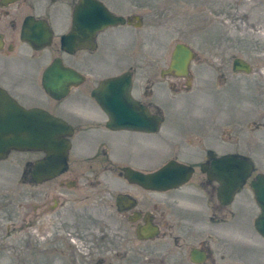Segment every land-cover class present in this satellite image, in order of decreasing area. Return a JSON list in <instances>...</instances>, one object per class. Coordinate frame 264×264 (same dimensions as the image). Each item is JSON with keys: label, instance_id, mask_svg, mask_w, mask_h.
Masks as SVG:
<instances>
[{"label": "flooded vegetation", "instance_id": "obj_1", "mask_svg": "<svg viewBox=\"0 0 264 264\" xmlns=\"http://www.w3.org/2000/svg\"><path fill=\"white\" fill-rule=\"evenodd\" d=\"M82 2L0 0V264H264L259 245L264 235L257 226L263 210L254 192L264 188V69L235 57L232 73L256 74V82L246 80L243 89L238 79L221 77L215 94L227 89L235 96L225 105L217 101L212 116L198 115L197 127L174 129L168 125L171 94L191 90L194 50L188 73L180 77L171 68L174 51L167 59L154 46L142 49L134 32L144 25L139 14L109 8L126 23L98 32L93 49L81 47L73 36ZM118 28V37H112ZM114 63L120 64L114 72L92 81L99 66ZM126 77L130 113L149 125L159 119L157 130L121 128L104 106L107 83L123 78L118 86L124 90ZM51 80L58 90L66 86V93H50ZM90 104L100 117L79 111ZM40 113L67 126L63 138L70 147L64 167L35 175L48 153L13 147L12 126L27 142L29 131H43ZM223 160L230 164L231 180L237 163L245 172L250 167L228 201L222 193ZM171 164L189 167L192 174L156 189L154 176ZM16 181L31 189L13 193L8 186ZM238 195L258 211L251 224L238 220Z\"/></svg>", "mask_w": 264, "mask_h": 264}, {"label": "rangeland", "instance_id": "obj_2", "mask_svg": "<svg viewBox=\"0 0 264 264\" xmlns=\"http://www.w3.org/2000/svg\"><path fill=\"white\" fill-rule=\"evenodd\" d=\"M102 1L116 14L137 13L143 18V27L139 30L133 29L134 32L137 31L136 36L141 40L142 49L143 45L154 46L156 54L162 52L168 59L175 46L181 43L196 53V60L192 63L195 80L190 85L191 90L173 91L171 94L170 108L174 110L168 117L169 127L174 129L184 125L189 128L197 127L198 115L212 116L211 114L218 108L217 101L222 105L230 101L235 96V91L224 89L219 91L218 95L215 94L221 77L238 79L235 82L243 89L246 80L252 79V82H256L255 78L258 77L256 74L232 73L231 66L235 57L248 61L254 69H264V0ZM120 29L122 28L115 29L111 36L118 37ZM149 51L151 50H145ZM78 57L82 59L84 56L81 54ZM92 65V62L88 64L93 68ZM119 65L114 63L109 68L99 66L92 81L110 75ZM79 111H83L82 114L89 117H100V110L92 104L80 107ZM184 119L188 125L183 122ZM157 142H161L159 138H156ZM261 151L264 153V148ZM160 154L161 149L158 148L156 158ZM8 187L17 194L31 189V186L21 184L20 181L13 182ZM234 204L237 207L239 221L245 220L251 224L256 220L257 209L252 203L245 201L243 196L238 195ZM259 245L264 253V243ZM12 263L17 264L15 261Z\"/></svg>", "mask_w": 264, "mask_h": 264}, {"label": "water", "instance_id": "obj_3", "mask_svg": "<svg viewBox=\"0 0 264 264\" xmlns=\"http://www.w3.org/2000/svg\"><path fill=\"white\" fill-rule=\"evenodd\" d=\"M76 21L77 27L73 38L80 43L79 45H81V47H84V45L87 43L92 49L95 47L93 42L98 32L108 27L124 25L126 23V20L123 17L114 15L106 6H104V4L97 0H83L82 6L78 9ZM70 40V35L64 38V45L66 48L71 46ZM193 60L194 52L192 49L184 44H177L172 55L171 68L173 71H176L178 76L183 77L188 73V68ZM242 61V59H237L236 63H238L240 66L243 64ZM243 67V69H245L244 65ZM53 74L54 73L51 75L52 77L54 76ZM58 76L63 77V75ZM77 79V81H79V78ZM120 79L123 81V78L109 81L107 84L110 86V89L106 88L105 91L101 92L103 93L105 99L104 106L110 108L113 113V116H111L112 119L115 121V123H118L119 127L121 128L140 130L144 127L146 129H150V126L153 125V131L157 130L159 119H157L155 122L153 121V124L151 123L149 125L148 122H145L142 117H137L136 115L130 113L127 102L131 101L129 97L131 80L129 77L124 79L125 88L123 90V88H119L118 86V84L121 82ZM58 87V84H54L53 80L49 81L48 85H46V88L50 93H66V86H64L61 90H58ZM122 94L125 95V103L119 101ZM96 95H99V101L100 103H103V95L99 93ZM29 117L31 118L32 115H29ZM38 118L40 122L39 124L43 125V131H29L27 139L28 141L26 142V139L24 137L22 138L21 132L15 131V124H13V140L11 142L13 147H20V145H24L23 148L25 149H39L48 153L47 161L44 163H38L36 165L34 172L35 175L40 173V170H44L46 168H53L55 166L64 167L67 160V151L70 147L69 142L63 138L69 133V130L66 129V125L46 113H40ZM2 151L3 150L0 149V153ZM227 161L228 160H223L221 165V174L224 176V179L223 176L221 177L222 183L224 184L222 193L226 197V201L232 200V197L242 186L246 174L250 171V167L246 166L245 172V166L237 163V174L234 176L233 180H231V177L229 176L230 164ZM192 171L193 170L189 167L171 164L165 169L157 172V174L154 176L156 178V189L160 190L164 189L165 187H172L173 185L176 186L178 183L185 182L186 179L192 174ZM47 172H49V170ZM263 189L264 188L261 187H254L256 200L263 210L257 226L264 235Z\"/></svg>", "mask_w": 264, "mask_h": 264}]
</instances>
